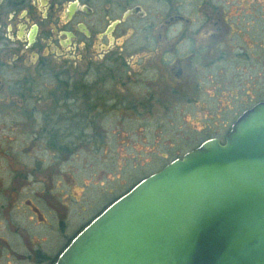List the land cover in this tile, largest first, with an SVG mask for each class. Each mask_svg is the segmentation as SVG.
<instances>
[{
	"label": "flooded vegetation",
	"instance_id": "af4514ba",
	"mask_svg": "<svg viewBox=\"0 0 264 264\" xmlns=\"http://www.w3.org/2000/svg\"><path fill=\"white\" fill-rule=\"evenodd\" d=\"M263 8L264 0H0V264H54L124 194L87 219L93 201L80 208L71 192L72 174H103L122 123L154 122L190 86L187 102L216 103L215 78H229L230 64L241 76L263 71ZM257 86L258 95L264 81ZM262 101L234 113L222 139L208 136L172 160L223 142Z\"/></svg>",
	"mask_w": 264,
	"mask_h": 264
},
{
	"label": "water",
	"instance_id": "95a60500",
	"mask_svg": "<svg viewBox=\"0 0 264 264\" xmlns=\"http://www.w3.org/2000/svg\"><path fill=\"white\" fill-rule=\"evenodd\" d=\"M54 264H264V101L113 201Z\"/></svg>",
	"mask_w": 264,
	"mask_h": 264
},
{
	"label": "rangeland",
	"instance_id": "374dc122",
	"mask_svg": "<svg viewBox=\"0 0 264 264\" xmlns=\"http://www.w3.org/2000/svg\"><path fill=\"white\" fill-rule=\"evenodd\" d=\"M262 29L264 37V25ZM227 67L229 68V64ZM230 67L232 70H230L229 78L225 81L219 75L215 78L216 103L211 102L212 99L208 100L205 96L200 97L199 101L193 104L187 102L196 97L190 93L194 88L190 86L187 90L188 97L176 98L171 103H167L165 110L154 111L152 113L154 122H148L146 126L141 127L130 126L126 122L122 123L126 125L118 127L119 137L114 138L115 143L107 144L112 159L103 160V174H98L99 170L96 175L88 174L87 171L76 175L72 174L71 192L73 199L78 200L77 205L83 208L93 201L92 208L86 213L99 210L102 208L101 206L125 193L143 177L155 173L162 165L169 162L170 159L172 160V157L194 148L198 142L208 136H218L222 139L234 113L240 112L245 106L256 100H264V88L259 91L258 95L256 93L257 81H264V53L262 56L263 71H258L257 74L237 75L232 64ZM121 115L125 118L128 116L123 113ZM169 149L172 150L169 154L170 157L160 160V156ZM95 161L89 160L87 165L95 164ZM76 165H72V168H75ZM84 184L90 185L88 188H84ZM72 202L71 200L70 213L74 215L79 209H76L75 203ZM93 213L89 214L87 219ZM85 220L86 218L83 221ZM81 222V220L71 222L67 233L74 232Z\"/></svg>",
	"mask_w": 264,
	"mask_h": 264
},
{
	"label": "trees",
	"instance_id": "16d2710c",
	"mask_svg": "<svg viewBox=\"0 0 264 264\" xmlns=\"http://www.w3.org/2000/svg\"><path fill=\"white\" fill-rule=\"evenodd\" d=\"M137 182H138V181H137ZM137 182H136V183H137ZM136 183H135V184H136Z\"/></svg>",
	"mask_w": 264,
	"mask_h": 264
}]
</instances>
